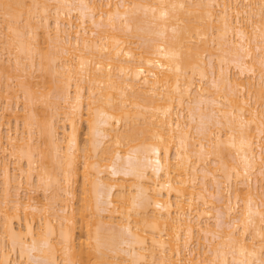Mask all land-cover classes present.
<instances>
[{
    "label": "bare ground",
    "instance_id": "6f19581e",
    "mask_svg": "<svg viewBox=\"0 0 264 264\" xmlns=\"http://www.w3.org/2000/svg\"><path fill=\"white\" fill-rule=\"evenodd\" d=\"M3 77L0 264H264V0H0Z\"/></svg>",
    "mask_w": 264,
    "mask_h": 264
},
{
    "label": "rangeland",
    "instance_id": "374dc122",
    "mask_svg": "<svg viewBox=\"0 0 264 264\" xmlns=\"http://www.w3.org/2000/svg\"><path fill=\"white\" fill-rule=\"evenodd\" d=\"M6 31V30H5ZM136 41H137V39H136ZM2 51V50H1ZM6 52H5V54L6 55H8L7 54V49L5 50ZM2 53L4 54V50L1 52V55H2ZM4 54V56H6ZM4 56H2V58H7V57H4ZM35 68H33V74L35 75H32L31 74V76H30V78H27V79H30V81L32 82V84H35L36 85V83H34V81L35 82H37V81H39L38 83H40V78H42L41 76H40V74H42V73H39V72H37V70H38V68L36 67V69L34 70ZM40 71V70H39ZM232 73H236V70H234V69H232ZM40 76V78H38L39 76ZM37 76V77H36ZM34 77H36V79L34 78ZM2 81H3V79L5 80V78L3 77V78H0ZM27 79H24L25 81H27ZM0 80V81H1ZM42 81H44L43 79H42ZM15 83V82H14ZM42 83V82H41ZM41 83L39 84V85H41ZM34 85V86H35ZM37 87H38V85H37ZM41 87H42V85H41ZM41 87H39L40 88V90H38V91H41ZM38 88V89H39ZM35 89H36V87H35ZM37 90V89H36ZM43 90V89H42ZM19 96H21V94H22V92L21 91H19ZM21 97H23V95L21 96ZM18 98V100H16V98H14L13 99V101H10V103L11 102H13V105L15 106V101H17V102H19L18 103V105L20 106L19 108H20V110H21V112L23 113V106H24V101H25V97H24V99L23 98ZM1 99V101H0V108L1 109H3V108H6L7 106V102L4 100V99H2V98H0ZM20 99V100H19ZM2 100H4V101H2ZM12 100V99H11ZM26 102V101H25ZM24 103V104H23ZM39 106H40V104H38ZM20 112V111H19ZM20 112V113H21ZM12 126H14V125H12ZM7 128V126H5L4 127V130ZM23 127H22V125H20V130L22 129ZM24 130V129H23ZM22 131V130H21ZM86 132V124L83 122L82 123V126H81V135H84V133ZM83 137V136H82ZM81 137V140L83 139ZM36 182V181H35ZM80 183H81V180L79 179L78 181H74V183H73V188H75V194H76V196L73 198V200H71V196L70 197H68L69 199H70V201H69V204H71V205H73V207H78L77 205H78V201H79V198H80ZM23 187H24V189L23 190H20V192H21V195L23 194V196L25 195V192H29L31 195H34L35 197L37 196V198L38 199H40V200H44L43 199V195H44V192H43V190H42V188H40V190H37V191H35L34 192V190H36L35 188H36V186H33V185H31V186H28V185H26V183L24 182V184H23ZM27 189V190H26ZM28 189L30 190V191H28ZM38 189V188H37ZM50 193V192H49ZM48 194V193H47ZM49 195V194H48ZM15 223H16V221H15ZM17 224V223H16ZM15 227L17 228V226L15 225ZM6 244L8 243L7 241L5 242ZM9 244H7V245H5L6 247H7V251H9L10 250V247L8 246ZM10 252V255H11V259H13V260H15V261H17L18 263L19 262H21L20 261V257H19V254H18V252H12V251H9ZM11 252H12V254H11Z\"/></svg>",
    "mask_w": 264,
    "mask_h": 264
}]
</instances>
